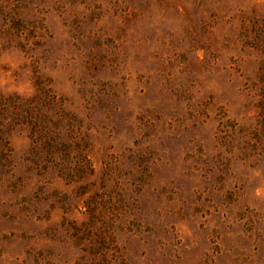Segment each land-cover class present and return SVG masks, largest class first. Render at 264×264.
Masks as SVG:
<instances>
[{
  "label": "rangeland",
  "instance_id": "obj_1",
  "mask_svg": "<svg viewBox=\"0 0 264 264\" xmlns=\"http://www.w3.org/2000/svg\"><path fill=\"white\" fill-rule=\"evenodd\" d=\"M0 96V264H264V0H0Z\"/></svg>",
  "mask_w": 264,
  "mask_h": 264
},
{
  "label": "trees",
  "instance_id": "obj_2",
  "mask_svg": "<svg viewBox=\"0 0 264 264\" xmlns=\"http://www.w3.org/2000/svg\"><path fill=\"white\" fill-rule=\"evenodd\" d=\"M2 99V97L0 96V100ZM17 100H20L21 102H18ZM35 100L34 99H29V100H21L20 98H11L9 99V102L12 106H16V105H25V106H30V104H32Z\"/></svg>",
  "mask_w": 264,
  "mask_h": 264
}]
</instances>
